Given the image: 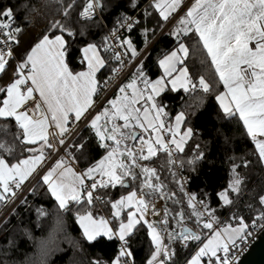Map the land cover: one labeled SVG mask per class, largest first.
I'll return each instance as SVG.
<instances>
[{
  "label": "snow or ice",
  "instance_id": "snow-or-ice-1",
  "mask_svg": "<svg viewBox=\"0 0 264 264\" xmlns=\"http://www.w3.org/2000/svg\"><path fill=\"white\" fill-rule=\"evenodd\" d=\"M56 2L58 18L47 20L45 31L17 59L12 47L22 31L17 5L0 0V206L18 199L27 204L19 194L35 179L61 213L74 215L83 241L118 242L110 264H135L132 241L142 230L150 245L145 264H178L185 250L184 264H233L238 241L253 229L264 230V190L241 208L243 169L253 163L264 168V0H124L125 10L111 28H105L102 14L112 0ZM24 7L32 18L42 14ZM166 26L176 46L158 59L160 74L153 78L142 54ZM93 27L105 32L98 42L86 39ZM189 38L201 45L215 79L189 70ZM78 40L83 69L75 71L71 50ZM110 62L111 75L99 80ZM129 68L113 98L97 110L102 88ZM180 92L200 103L205 97L195 94H214L219 115L238 118L253 144L255 161L229 158V179L215 193V206L207 192L187 187L184 172L197 171L208 145L194 142L191 106L173 115L162 101L164 94ZM81 122L104 155L78 170L77 162L89 155V140L75 139ZM52 154L58 158L43 170ZM162 155L163 178L164 166H154ZM118 188L122 194L108 196ZM98 202L109 215L100 213ZM222 210L229 213L227 222ZM35 211L38 218L48 215L42 206ZM74 245L83 251L82 243ZM89 264L105 262L96 258Z\"/></svg>",
  "mask_w": 264,
  "mask_h": 264
},
{
  "label": "trees",
  "instance_id": "trees-1",
  "mask_svg": "<svg viewBox=\"0 0 264 264\" xmlns=\"http://www.w3.org/2000/svg\"><path fill=\"white\" fill-rule=\"evenodd\" d=\"M9 3L17 5L16 23L22 29L18 34L20 43L13 45L14 50L19 52V55H17V51H14V55L18 59L39 38L40 33L45 31L43 25L46 21L54 17L58 18L60 5L57 4L56 0H3L4 6ZM24 5L38 9L42 14L32 18L33 14ZM117 5L120 6L117 7ZM125 7L124 0H112L111 7L102 14V22L105 28L113 26V22L125 10ZM103 17H107V19L103 20ZM161 31L157 30L150 43L158 37ZM170 31L171 28L156 41L144 58L145 70L153 78L160 74L157 64L158 59L176 46L175 41L168 34ZM91 32L93 36L86 37V39H95L97 42L105 34L104 31L96 27H93ZM134 39L137 40L138 46L142 47L136 34H134ZM82 42V40H78L71 50V66L75 71L83 69V65L78 63V49L82 46ZM185 42L190 48L185 63L193 75H205L210 79H215L213 70L207 61L206 53H204L201 45L197 43L196 38L186 39ZM112 67L113 65L110 62L109 66L98 73V79L101 81L107 79ZM220 90H223L222 86ZM195 95L204 96L203 103H200L195 96L183 92L166 93L162 97V101L170 105V111L173 115L191 106L189 120L191 126L198 132L194 142L207 144L208 156L205 161H201L197 165V171L186 170L184 175L189 177L190 180L187 185L188 189L197 193L207 192L212 199L213 206H215L217 204L215 193L225 186L229 179V170L232 163L229 158L232 157L238 160L243 157L255 161L256 157L252 155L253 144L246 136L243 125L238 121V118H222L219 115L214 94L198 93ZM218 131L219 136L217 135ZM81 135L89 140L88 157L80 159L76 164L83 170L88 162H94L101 158L104 155V149L97 147L95 136L90 129L84 130ZM225 145H227V151L224 150ZM76 155L79 156L80 154L76 153ZM191 155V152H187V156ZM154 166L157 168L164 166L165 170L162 173V178L163 175H167L166 158L163 155L154 162ZM242 175L245 177V192L242 197L241 208L249 203L250 198L256 193L264 190V168L253 163L249 168L243 169ZM36 187L37 190L27 196V204H20L0 228V264H89L90 260L96 258L101 259L105 264H110L118 242L100 238L94 244L89 245L83 241L74 215L61 213L54 199L43 188ZM123 191L124 189L119 188L111 190L108 196L116 197L122 194ZM107 198L105 196V199ZM41 206L47 211L48 215L38 218L35 209ZM98 210L101 214L109 215V211L105 206L104 212L99 208ZM242 214L248 215L247 212ZM228 215L227 210H222L220 213L221 220L227 222ZM58 218H62V225H58ZM189 226L195 228L191 223H189ZM256 230L261 229H253L252 232ZM77 241L83 244V251H79L74 245V242ZM192 247L194 248L195 245ZM132 249L135 264H145L150 249L145 231H140L134 237ZM186 253L187 250L181 252L178 264H184L183 257Z\"/></svg>",
  "mask_w": 264,
  "mask_h": 264
},
{
  "label": "built area",
  "instance_id": "built-area-1",
  "mask_svg": "<svg viewBox=\"0 0 264 264\" xmlns=\"http://www.w3.org/2000/svg\"><path fill=\"white\" fill-rule=\"evenodd\" d=\"M169 29H170V26H166L165 29H163L161 31V33H159L158 37L148 46V48L146 49V52L144 54H142L143 59L148 54V52L153 47V45L156 43V41L164 33H166ZM12 47H13V45H12ZM111 64L113 65V67L115 66L114 62H111ZM130 71H131V68H129L128 70L122 71L118 78H113L111 83L107 87L102 88V90L99 94V97L96 100L97 110L99 109V107L101 105L105 104L106 100L111 99L114 96V94L116 92V85L118 83H120L121 81H124L126 78H128V73ZM110 75H111V72H110L109 76ZM84 130H86V128L84 126V123L81 122L79 127H78V135L75 137V139H77L84 132ZM62 154L63 153L61 152L60 155H62ZM57 158H58L57 154H52L51 157L46 162V165H45L43 170H46V168L48 166H50L51 164H53ZM189 183H190V180H189ZM34 186H36V180L35 179L31 182V184H26L25 190L19 194L20 199L27 198V196L30 194L27 189L29 187H34ZM20 204H21L20 200L18 199L14 204H10L6 208L0 206V228L11 217V215L16 211V209L20 206ZM97 208H99L102 212H104V206L99 204V202L97 203ZM13 209H15L14 212H13ZM261 231L262 230H256V231L252 232L251 235L248 236L246 240L238 241V247L235 248L233 250V252L231 253L233 264H238V262L242 258V256L248 251L250 246L257 240Z\"/></svg>",
  "mask_w": 264,
  "mask_h": 264
},
{
  "label": "water",
  "instance_id": "water-1",
  "mask_svg": "<svg viewBox=\"0 0 264 264\" xmlns=\"http://www.w3.org/2000/svg\"><path fill=\"white\" fill-rule=\"evenodd\" d=\"M238 264H264V230L242 256Z\"/></svg>",
  "mask_w": 264,
  "mask_h": 264
},
{
  "label": "crops",
  "instance_id": "crops-1",
  "mask_svg": "<svg viewBox=\"0 0 264 264\" xmlns=\"http://www.w3.org/2000/svg\"><path fill=\"white\" fill-rule=\"evenodd\" d=\"M188 2H190V0H188ZM152 42H153V41H152ZM152 42H151V43H152ZM151 43H150V44H151ZM150 44H149V45H150ZM97 75H98V74H97ZM75 167H77L78 170H81L77 165H75ZM190 227H191V226H190ZM194 229H195V228H194Z\"/></svg>",
  "mask_w": 264,
  "mask_h": 264
},
{
  "label": "rangeland",
  "instance_id": "rangeland-1",
  "mask_svg": "<svg viewBox=\"0 0 264 264\" xmlns=\"http://www.w3.org/2000/svg\"><path fill=\"white\" fill-rule=\"evenodd\" d=\"M161 33V32H160ZM113 98V97H112Z\"/></svg>",
  "mask_w": 264,
  "mask_h": 264
}]
</instances>
